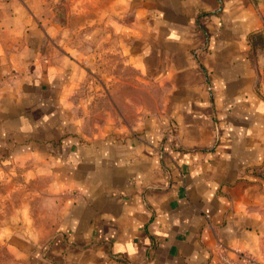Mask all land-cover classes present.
Instances as JSON below:
<instances>
[{
	"label": "crops",
	"instance_id": "crops-1",
	"mask_svg": "<svg viewBox=\"0 0 264 264\" xmlns=\"http://www.w3.org/2000/svg\"><path fill=\"white\" fill-rule=\"evenodd\" d=\"M59 1L0 0V161L48 220L16 245L19 264H217L218 245L263 261L250 1ZM59 9L73 28L118 15L97 26L113 28L124 81L101 94L79 62L89 56L59 49Z\"/></svg>",
	"mask_w": 264,
	"mask_h": 264
},
{
	"label": "rangeland",
	"instance_id": "rangeland-1",
	"mask_svg": "<svg viewBox=\"0 0 264 264\" xmlns=\"http://www.w3.org/2000/svg\"><path fill=\"white\" fill-rule=\"evenodd\" d=\"M249 1L259 22L258 28L250 36L251 55L260 69V84L264 91V0ZM59 3H64V0H60ZM61 8L64 6L62 5ZM103 16L106 21L113 20V17L118 15L114 13L96 15L95 13V17H91V20H94L92 26L73 28L67 27L71 14L65 9H59V12L52 13L54 24L57 27L48 33L68 38L58 45L61 51L71 53L79 59L82 57V53L85 58L89 56L88 59L79 62L89 69L93 85L100 83L98 87L100 86L101 94H104L102 88L116 87L119 80L124 81V77L130 74L129 69L125 68L124 62H121L114 54L115 45L112 39L108 41V37L113 36V28L97 26L99 19H102ZM120 16L123 20H127L128 13L122 12ZM99 36L100 38H98ZM146 85L138 76L137 89L144 90ZM139 91L138 93H140ZM97 93L99 92L94 86L92 89H84V94H89L91 100ZM3 167L4 163L0 161V264H19L21 258H19L16 245L20 241L34 242L35 236L30 233V230L34 228L33 224L36 226L37 222H41L42 226H45L48 224V220H35L32 213L34 210L33 189L20 182L21 173L6 171Z\"/></svg>",
	"mask_w": 264,
	"mask_h": 264
},
{
	"label": "built area",
	"instance_id": "built-area-1",
	"mask_svg": "<svg viewBox=\"0 0 264 264\" xmlns=\"http://www.w3.org/2000/svg\"><path fill=\"white\" fill-rule=\"evenodd\" d=\"M216 260L217 264H264V260L259 261L245 253H236L234 257H229L226 248L222 245L217 247Z\"/></svg>",
	"mask_w": 264,
	"mask_h": 264
}]
</instances>
